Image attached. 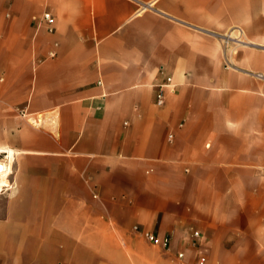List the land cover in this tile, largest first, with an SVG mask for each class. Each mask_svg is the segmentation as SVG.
<instances>
[{
	"label": "crops",
	"instance_id": "0c3cea01",
	"mask_svg": "<svg viewBox=\"0 0 264 264\" xmlns=\"http://www.w3.org/2000/svg\"><path fill=\"white\" fill-rule=\"evenodd\" d=\"M256 73L264 0H0V264H264Z\"/></svg>",
	"mask_w": 264,
	"mask_h": 264
},
{
	"label": "built area",
	"instance_id": "2783aa9c",
	"mask_svg": "<svg viewBox=\"0 0 264 264\" xmlns=\"http://www.w3.org/2000/svg\"><path fill=\"white\" fill-rule=\"evenodd\" d=\"M42 20L46 23L48 30L53 31L54 28V22L55 17L51 11L44 12L42 16ZM236 32L235 34L233 32ZM244 31L240 27H236L230 32L224 34L222 36L223 46H224V53H225V65L231 66L233 65V62L230 59V55L237 52L238 47L241 44L245 43L244 40ZM256 77L264 80V75L261 73H256ZM172 84V77L168 76L166 78V82L164 83H158L156 85L157 90L155 94V102L158 105H162L165 102V86H169ZM14 164H15V153L10 150L9 148H1L0 147V177L5 175L6 177L13 173L14 170ZM136 229H139L136 227ZM143 235L145 239L153 244L161 245L165 248H168L169 246V236H165L160 238L157 234H155L152 231L146 230L143 231ZM194 236L196 238H199L201 236L199 231L194 232ZM184 252H180L178 254L179 258H183ZM206 262V258L202 257L199 260V264H204Z\"/></svg>",
	"mask_w": 264,
	"mask_h": 264
},
{
	"label": "bare ground",
	"instance_id": "6f19581e",
	"mask_svg": "<svg viewBox=\"0 0 264 264\" xmlns=\"http://www.w3.org/2000/svg\"><path fill=\"white\" fill-rule=\"evenodd\" d=\"M3 176H5V175H3Z\"/></svg>",
	"mask_w": 264,
	"mask_h": 264
}]
</instances>
